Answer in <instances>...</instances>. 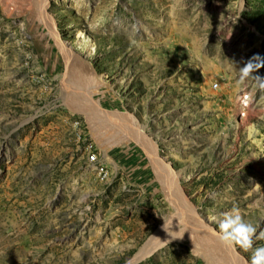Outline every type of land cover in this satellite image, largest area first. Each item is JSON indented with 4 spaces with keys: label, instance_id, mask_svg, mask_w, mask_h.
<instances>
[{
    "label": "rangeland",
    "instance_id": "1",
    "mask_svg": "<svg viewBox=\"0 0 264 264\" xmlns=\"http://www.w3.org/2000/svg\"><path fill=\"white\" fill-rule=\"evenodd\" d=\"M35 8L0 0V264H231L187 222L237 207L264 231V87L238 82L264 58V0H47L59 40ZM58 42L97 107L157 143L190 218L146 145L70 107ZM235 246L250 262L264 239Z\"/></svg>",
    "mask_w": 264,
    "mask_h": 264
},
{
    "label": "bare ground",
    "instance_id": "2",
    "mask_svg": "<svg viewBox=\"0 0 264 264\" xmlns=\"http://www.w3.org/2000/svg\"><path fill=\"white\" fill-rule=\"evenodd\" d=\"M36 11L38 15L40 16V19L42 21H45V23L50 27L52 33L56 35V40H59L58 33L56 29V25H53L50 23V20H48L46 15V9H47V0H34ZM59 49L61 50L62 54L64 55L66 59V69H65V83L64 88H70L73 83L76 91L74 95L79 96L81 103H72L70 102V107L75 110V108H81L83 109L84 114L88 119H96V118H102L104 120H107L118 127H120L122 130H126L129 132L139 143H142L146 145V148L150 150V154L156 161L157 165V174L159 178L161 179L163 186L166 189H169L172 192L173 195V201L174 204L182 210L184 215L187 218H190L191 215H189L190 210L193 211V206L191 202L183 196V189L178 183V177L177 173L174 172L170 164L166 160L159 159L158 153H157V143L153 140H150L149 138L147 140L143 139L139 132L137 133L134 129H136L137 124L139 123L138 120L132 116L135 119V122H132L135 126L134 129H131L128 124L124 121H121L119 117H117V113L114 114L107 110H102L101 108L97 107V105L91 100V90L93 89L95 82L92 83V87H89L86 85V74L89 73L87 70L88 67L86 66L85 62H82L80 60H76L73 58V54L67 50V48L64 46L62 42H58ZM70 95V94H69ZM250 93L245 92L240 100V103L242 105V108H244L245 105H247L250 101ZM72 98L70 95L67 101ZM245 111V109H243ZM242 110V111H243ZM76 111V110H75ZM131 118V117H130ZM123 123V124H122ZM126 124V125H124ZM159 159V162L157 161ZM101 173L104 176H110L106 175V169L103 167L100 168ZM175 173V174H174ZM179 200V202H178ZM203 219V218H202ZM208 219L198 220L196 216L190 218V221L187 222V224L190 226L194 232H196L200 236V243H203L202 245H210L211 249L219 250L223 252L226 258H228V261L231 262V264H249V261L237 250L235 244L229 246L226 245L224 242H222L216 235L213 234V227L212 225L208 224Z\"/></svg>",
    "mask_w": 264,
    "mask_h": 264
},
{
    "label": "clouds",
    "instance_id": "3",
    "mask_svg": "<svg viewBox=\"0 0 264 264\" xmlns=\"http://www.w3.org/2000/svg\"><path fill=\"white\" fill-rule=\"evenodd\" d=\"M262 67H264V58L258 54L254 55L243 67L239 68L238 82L243 84L251 78L260 81L261 87H264V80L254 75ZM212 231L226 245L236 244L245 251L253 249L254 238L264 239V231L259 232V235H257V228L243 219L237 207H233L229 212L224 213L223 219L219 221L218 230L213 229ZM249 264H264V246L256 247L252 251Z\"/></svg>",
    "mask_w": 264,
    "mask_h": 264
},
{
    "label": "built area",
    "instance_id": "4",
    "mask_svg": "<svg viewBox=\"0 0 264 264\" xmlns=\"http://www.w3.org/2000/svg\"><path fill=\"white\" fill-rule=\"evenodd\" d=\"M99 154L96 151H93V153L90 155L89 161L91 163H99ZM104 169H106L105 167H103ZM106 175H110V172L108 169H106Z\"/></svg>",
    "mask_w": 264,
    "mask_h": 264
},
{
    "label": "crops",
    "instance_id": "5",
    "mask_svg": "<svg viewBox=\"0 0 264 264\" xmlns=\"http://www.w3.org/2000/svg\"><path fill=\"white\" fill-rule=\"evenodd\" d=\"M121 156L123 157V159H124L125 161H127V159H125V157H124L123 155H121ZM124 164H126V162H125Z\"/></svg>",
    "mask_w": 264,
    "mask_h": 264
}]
</instances>
